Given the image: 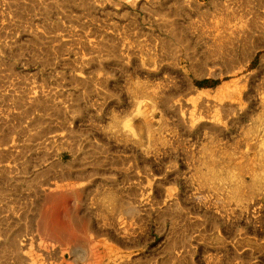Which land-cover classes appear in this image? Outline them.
I'll use <instances>...</instances> for the list:
<instances>
[{"label":"rangeland","instance_id":"rangeland-1","mask_svg":"<svg viewBox=\"0 0 264 264\" xmlns=\"http://www.w3.org/2000/svg\"><path fill=\"white\" fill-rule=\"evenodd\" d=\"M259 144L264 0H0V264H264Z\"/></svg>","mask_w":264,"mask_h":264},{"label":"bare ground","instance_id":"bare-ground-1","mask_svg":"<svg viewBox=\"0 0 264 264\" xmlns=\"http://www.w3.org/2000/svg\"><path fill=\"white\" fill-rule=\"evenodd\" d=\"M142 117V116H141ZM140 130H144L142 125L137 127ZM259 151L254 159H244L241 161L232 160L230 154L227 155L226 172H220L219 167L214 160L213 152L211 151L209 156L211 161L208 164L207 170L202 172L205 181L217 183L219 185L229 184V193L231 197L237 200L243 198L245 192V186L239 177H243L245 173L250 175V187L252 189L264 185V144H259ZM234 163L238 173H232L230 167ZM105 201L114 203L119 202V199L115 197L113 193H107Z\"/></svg>","mask_w":264,"mask_h":264}]
</instances>
